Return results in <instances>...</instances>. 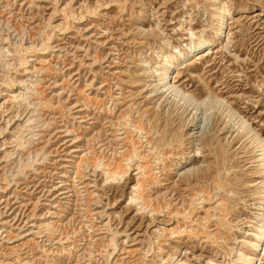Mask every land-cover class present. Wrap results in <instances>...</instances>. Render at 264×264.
<instances>
[{"label":"rangeland","instance_id":"obj_1","mask_svg":"<svg viewBox=\"0 0 264 264\" xmlns=\"http://www.w3.org/2000/svg\"><path fill=\"white\" fill-rule=\"evenodd\" d=\"M263 147L264 0H0V264H239Z\"/></svg>","mask_w":264,"mask_h":264},{"label":"bare ground","instance_id":"obj_2","mask_svg":"<svg viewBox=\"0 0 264 264\" xmlns=\"http://www.w3.org/2000/svg\"><path fill=\"white\" fill-rule=\"evenodd\" d=\"M218 20H219V22L217 23V25L214 29L215 33H214V36L212 39H208V40L207 39H201L197 43H192L191 45L186 46L185 52L179 53V59L182 62L186 61L188 55L194 54V53L200 51L201 49H203L205 47H209L214 42L220 40V37L223 33V29L225 27L226 21H225V17H223V16H220ZM145 67H148V65L146 63H145ZM168 68H170V71H172V69L173 70L175 69V66L173 64H170V65H167V69ZM167 69H165L162 72V74H161L162 76L158 80L159 84H158L157 91H159L160 94H162V95L167 94L166 97L170 96V98H173L174 100H178L177 102H180L181 106L191 108V110H194L196 112L198 109H202L203 114L205 116L211 110L212 102L214 103L213 104L214 107H217L221 111L224 112L225 110H227L228 112H231V109L228 106H226L225 103L221 99L216 98V97L206 98L202 102H197L195 99L192 98V96L190 94H188L184 90H181L180 88L174 86V84L172 83L174 78L172 76L170 77V74L166 72ZM156 76L157 77L159 76V75H157V72H156ZM261 162H263V164H264V147H263L262 153H261ZM263 169H264V165H263ZM172 189H173V186H172ZM263 189H264V182H263ZM261 210H262V213L260 214L259 219H258L259 228L257 229V233L252 234L254 240H253V242L251 241L252 243H250L251 254L245 255V256L241 255V257L239 259L240 260L239 264H253L254 260L257 259L258 254H260V251H262V246L264 244V239L262 240V238L264 237V195H263V202L261 205Z\"/></svg>","mask_w":264,"mask_h":264}]
</instances>
